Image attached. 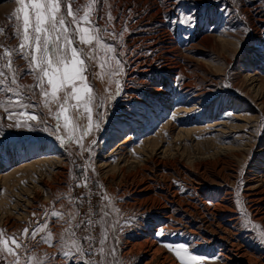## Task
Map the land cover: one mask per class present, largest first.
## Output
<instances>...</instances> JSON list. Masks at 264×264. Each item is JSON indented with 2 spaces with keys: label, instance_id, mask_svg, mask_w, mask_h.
Instances as JSON below:
<instances>
[{
  "label": "rangeland",
  "instance_id": "rangeland-1",
  "mask_svg": "<svg viewBox=\"0 0 264 264\" xmlns=\"http://www.w3.org/2000/svg\"><path fill=\"white\" fill-rule=\"evenodd\" d=\"M108 3L116 32L128 29L122 44L108 40L121 53L123 91L108 102L102 129L84 141H97L91 160L88 153L77 157L75 145L69 155L51 134L52 117L31 130L0 121V228L19 232L33 212L69 208L67 199L54 197L80 175L76 165L90 163L94 211L106 191L132 221L117 233L123 264H180L166 245L193 240L206 264H264V243L242 227L236 203L239 188L251 218L264 226V0ZM16 7L15 0H0V25ZM190 9L195 22L180 23ZM89 79L109 94L107 79ZM21 83L33 81L25 76ZM87 191L74 188L73 196ZM87 208L83 203L81 213ZM63 227L49 220L54 237ZM37 251L67 264L55 243Z\"/></svg>",
  "mask_w": 264,
  "mask_h": 264
},
{
  "label": "snow or ice",
  "instance_id": "snow-or-ice-1",
  "mask_svg": "<svg viewBox=\"0 0 264 264\" xmlns=\"http://www.w3.org/2000/svg\"><path fill=\"white\" fill-rule=\"evenodd\" d=\"M231 2L236 4L237 0ZM15 3L17 7L7 17L8 24L0 25V37H3L0 40V109L4 114L0 115V121H11L7 124L9 128L31 130L39 124L47 125L43 117H52L55 123L51 134L69 148V155L75 145L79 148L77 157L82 159L84 153H88L91 160L92 146L97 141L93 138L88 145L84 141L102 129L108 115V102L123 91L121 53L116 44L108 40H119L122 44L123 32L128 29L125 26L120 33L116 32L113 25L116 17L108 0H15ZM181 15L184 18L180 23L195 22L192 9ZM9 39L17 43L8 44ZM16 60H23L24 66L21 68ZM25 76H30L33 83H21ZM90 76L107 79L105 91L109 94L97 92ZM113 83L114 92L111 91ZM42 130L47 132L49 128L45 126ZM76 167L80 175L71 176L68 192L54 197V201L67 199L69 208L64 211L44 209L42 217L33 212V220L19 232L9 234L0 228L3 264H55V255L37 251L41 243L49 246L55 243L67 264H123L118 256L117 233L132 221L122 215L116 198L106 191L100 193L94 211L93 193L89 188L93 180L88 169L93 172L95 169L90 163ZM97 185L103 189L102 184L97 182ZM79 187L88 191L82 197L73 196L74 188ZM236 196L242 227L251 229L264 243V226L251 218L240 198L239 188ZM85 202L87 211L81 213L80 206ZM52 218L64 225L58 237H54L49 228ZM194 245L195 240L191 244L166 246L175 253L180 264H206L209 257L198 254Z\"/></svg>",
  "mask_w": 264,
  "mask_h": 264
},
{
  "label": "bare ground",
  "instance_id": "bare-ground-1",
  "mask_svg": "<svg viewBox=\"0 0 264 264\" xmlns=\"http://www.w3.org/2000/svg\"><path fill=\"white\" fill-rule=\"evenodd\" d=\"M201 186V185H200ZM151 243H149V245H150ZM148 248V247H147ZM153 250V249H152ZM159 250L160 249H158V248H156V249H154L153 250V254H154V257L157 255V253L159 252ZM150 253V252H149ZM154 257H153V259H154ZM166 257V256H165ZM152 261V260H151ZM149 263V262H148Z\"/></svg>",
  "mask_w": 264,
  "mask_h": 264
}]
</instances>
